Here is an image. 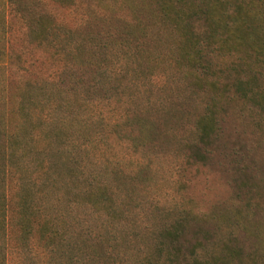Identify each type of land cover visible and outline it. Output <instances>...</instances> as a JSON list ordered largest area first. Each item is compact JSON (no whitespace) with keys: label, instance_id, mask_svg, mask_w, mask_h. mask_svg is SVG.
Segmentation results:
<instances>
[{"label":"rangeland","instance_id":"1","mask_svg":"<svg viewBox=\"0 0 264 264\" xmlns=\"http://www.w3.org/2000/svg\"><path fill=\"white\" fill-rule=\"evenodd\" d=\"M163 3L0 0V111L5 91L25 107L13 123L36 152L15 167L41 177L62 236L55 253L38 244L42 264H264V63L210 46L192 68ZM36 157L51 168L32 173Z\"/></svg>","mask_w":264,"mask_h":264},{"label":"trees","instance_id":"2","mask_svg":"<svg viewBox=\"0 0 264 264\" xmlns=\"http://www.w3.org/2000/svg\"><path fill=\"white\" fill-rule=\"evenodd\" d=\"M164 1L161 15L163 19L171 18L175 31L180 36L181 55L185 60H188L187 62L192 68L198 69V67L204 66L203 64L199 65V61L202 62L204 57L202 50L210 46L211 48L225 46L224 48L229 51H244L250 57L248 64H251L252 61L264 63V0ZM203 1L209 4L206 12L203 11ZM194 18L203 19V30L192 28L190 24ZM208 37H211L212 41H208ZM243 79H239V81L242 83ZM241 83H237V88L240 91H246ZM18 97L19 103H29L26 101L23 91L18 93ZM2 101L3 109L0 111V153L2 154V163L0 161V264H8L10 250L14 246L18 249L17 254L21 264H42L35 259V255L39 251L38 244L45 251L55 253L57 250L59 251L56 247L60 244L62 236L59 230H54L52 224L50 225L49 219L40 206L39 194L35 192L36 187L42 181L41 177L36 175L23 177L15 167V160H18L17 153L21 151L19 152L20 156L18 155L19 160L25 153L23 150L26 147L23 146H28L29 149L36 152L33 134L22 130L21 126L13 123L16 112L20 110V113H23L25 107H22L21 104L18 107H13L6 91L5 94L3 93ZM47 115H49L47 112L43 113V117H47ZM135 122L140 127L138 136L142 138L143 142H149L158 135L153 123L144 116H138ZM39 163L40 165L36 157L34 165H32L34 166L32 173L36 174L39 167L42 171L51 168L48 163L42 160ZM79 171L78 165L68 167V174L72 179L77 178ZM65 229H68V234L66 233L63 237L66 240H74V236L79 235V230L80 234L82 233V229L73 231L69 225ZM71 244L74 249L75 246L73 243ZM95 251L98 252L96 247ZM100 257L101 255L96 253L94 262L102 261ZM83 259L82 256L81 260L83 261ZM75 260L77 258L74 259V262H76ZM47 262L52 261L46 260V264Z\"/></svg>","mask_w":264,"mask_h":264}]
</instances>
